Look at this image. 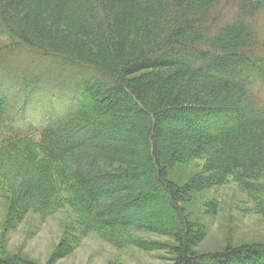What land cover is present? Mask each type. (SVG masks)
I'll list each match as a JSON object with an SVG mask.
<instances>
[{"label":"trees","instance_id":"16d2710c","mask_svg":"<svg viewBox=\"0 0 264 264\" xmlns=\"http://www.w3.org/2000/svg\"><path fill=\"white\" fill-rule=\"evenodd\" d=\"M260 14L264 0H0L6 227L30 211L67 209L84 233L165 251L172 264H264L263 243L197 252L205 232L182 206L233 178L264 215ZM29 49L80 68L66 101L50 104L39 80L16 72L9 58ZM28 115L50 117L25 131L17 122ZM194 160L203 169L187 184L169 179ZM69 251L62 242L53 259ZM0 264L31 263L0 247Z\"/></svg>","mask_w":264,"mask_h":264},{"label":"rangeland","instance_id":"374dc122","mask_svg":"<svg viewBox=\"0 0 264 264\" xmlns=\"http://www.w3.org/2000/svg\"><path fill=\"white\" fill-rule=\"evenodd\" d=\"M259 24L264 40V14L259 16ZM30 50L24 51L26 52L24 56L21 53L9 58L11 62L16 61V72L26 74L29 79L39 80L34 85L37 87L40 85L43 99L50 104L51 100L55 104L66 101L67 95L64 94V90L67 91L74 85V94L76 83L84 77L80 68L67 66L59 59H48L40 56L37 51ZM4 67L7 68L6 65ZM6 70L10 72L13 69L8 67ZM42 76L47 78L43 82L40 81ZM50 82L54 85L52 86ZM261 89L259 93L264 98V87ZM51 107L39 106L38 111L48 112ZM65 107L66 105H63V109ZM53 110L55 112L57 108L54 107ZM50 115L43 121L39 120L37 115L36 120L28 115L17 122V126L26 131L30 126L46 123ZM203 165L202 160L178 164L169 169L168 177L177 185L184 186L202 171ZM8 197L6 192L0 193V247L31 264L173 263L171 255L165 251H145L134 245L120 247L108 242L101 233L94 231L84 233L77 226L75 216L67 209L48 216L30 211L21 219H14L11 225L15 227L14 229L7 228L10 209ZM182 206L190 221L204 229L205 239L196 248L199 253H215L228 246L264 244V215L258 211L250 195L233 178L224 185L190 192ZM140 236L150 242L173 243L170 238L151 233H142ZM62 242L66 243L71 251L65 257L55 260L53 255Z\"/></svg>","mask_w":264,"mask_h":264}]
</instances>
